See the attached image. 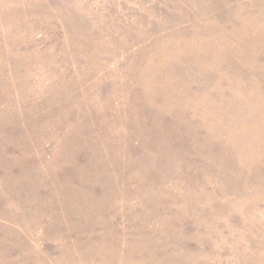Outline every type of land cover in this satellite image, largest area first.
Here are the masks:
<instances>
[{
  "label": "rangeland",
  "instance_id": "374dc122",
  "mask_svg": "<svg viewBox=\"0 0 264 264\" xmlns=\"http://www.w3.org/2000/svg\"><path fill=\"white\" fill-rule=\"evenodd\" d=\"M0 264H264V0H0Z\"/></svg>",
  "mask_w": 264,
  "mask_h": 264
}]
</instances>
